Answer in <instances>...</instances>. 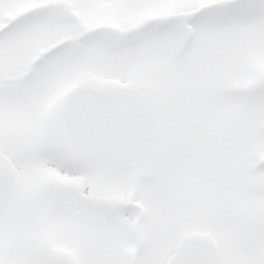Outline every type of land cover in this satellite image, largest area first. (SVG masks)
Instances as JSON below:
<instances>
[{
  "label": "snow or ice",
  "instance_id": "1",
  "mask_svg": "<svg viewBox=\"0 0 264 264\" xmlns=\"http://www.w3.org/2000/svg\"><path fill=\"white\" fill-rule=\"evenodd\" d=\"M0 264H264V0H0Z\"/></svg>",
  "mask_w": 264,
  "mask_h": 264
}]
</instances>
